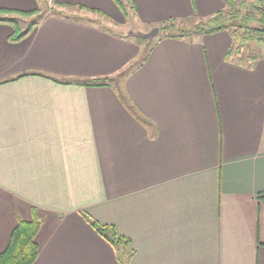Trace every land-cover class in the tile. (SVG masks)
Wrapping results in <instances>:
<instances>
[{"label": "crops", "instance_id": "0c3cea01", "mask_svg": "<svg viewBox=\"0 0 264 264\" xmlns=\"http://www.w3.org/2000/svg\"><path fill=\"white\" fill-rule=\"evenodd\" d=\"M55 1L99 13L47 14L18 40L0 21V251L35 207L32 264H264V48L250 47L262 42L118 35L222 0H132L129 16L114 0ZM103 76L116 80L86 84ZM87 217L128 240L127 260Z\"/></svg>", "mask_w": 264, "mask_h": 264}, {"label": "trees", "instance_id": "16d2710c", "mask_svg": "<svg viewBox=\"0 0 264 264\" xmlns=\"http://www.w3.org/2000/svg\"><path fill=\"white\" fill-rule=\"evenodd\" d=\"M224 7L207 17H196L195 21L178 18H168L160 25V34L165 37L192 40L202 34L214 33L220 30H228L236 45L244 44L250 41L264 42V0H245L241 3L236 0H222ZM125 16H129L131 10L135 14V6L132 0H114ZM56 5L44 9L36 8L32 10H17L0 7V21L9 22L13 25L14 30L10 34V40H18L30 32L39 22L47 15L53 14L69 18L71 13L66 8L85 9L91 12H98L96 9H88L82 5H72L68 3H54ZM103 15V14H102ZM18 17L27 18L26 26L20 30L18 26ZM192 19V18H191ZM109 30V28L104 27ZM117 32V31H116ZM120 36L123 35L120 31ZM142 40L141 38H137ZM151 45L144 46L143 51L135 61L125 66L121 75L127 74L130 70L140 66L147 58ZM120 76V75H119ZM116 80L112 76H103L87 79L88 85L111 84ZM116 85L120 86L118 81ZM123 102L127 104L130 111L142 121L140 116L134 111L133 105L127 103L125 95L119 92ZM127 97V96H126ZM130 101V99H128ZM131 102V101H130ZM257 198L264 202V192L257 194ZM89 223L103 235L117 249L122 247L119 252V259L127 260L130 256V250H127L128 240L115 233L112 226L103 225L96 220L87 217ZM42 223V216L39 215L38 209L32 207V217L29 220L18 219L13 227L7 245L0 251V264H32L38 255V244L35 236Z\"/></svg>", "mask_w": 264, "mask_h": 264}, {"label": "rangeland", "instance_id": "374dc122", "mask_svg": "<svg viewBox=\"0 0 264 264\" xmlns=\"http://www.w3.org/2000/svg\"><path fill=\"white\" fill-rule=\"evenodd\" d=\"M56 2L57 1H55V0H53V1L52 0H41V5L39 6V8L40 9H44L46 7H50V6L52 7V6L56 5V4H54ZM66 9H67V11H69L70 13H72V10H69L68 8H66ZM27 20H28L27 18L18 17V23H19L18 26H19L20 30H23L25 28ZM131 21H129V23H127V25L123 24V26L120 27V28H123V30L132 29V30L145 31V29H139L138 28V25H139L138 22H135V21H132L131 22ZM194 21H195V18L192 17V19H191L190 22L193 23ZM184 22H186V21H184ZM251 46L260 48V49H258L259 51L258 50H255L257 53H260L261 49L264 48V42H262V44H256V42L255 43H252V44L250 43V47ZM251 52H253L252 49H251Z\"/></svg>", "mask_w": 264, "mask_h": 264}, {"label": "water", "instance_id": "95a60500", "mask_svg": "<svg viewBox=\"0 0 264 264\" xmlns=\"http://www.w3.org/2000/svg\"><path fill=\"white\" fill-rule=\"evenodd\" d=\"M159 32H160L159 26L155 25L147 31L128 29L123 31V35L127 37H136V38L145 39L146 44H149L153 40V38L159 35Z\"/></svg>", "mask_w": 264, "mask_h": 264}]
</instances>
